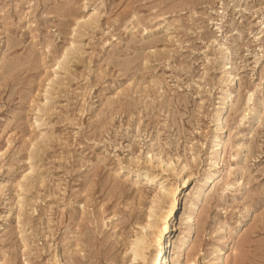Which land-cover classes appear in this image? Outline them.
I'll return each instance as SVG.
<instances>
[{
  "label": "rangeland",
  "instance_id": "obj_1",
  "mask_svg": "<svg viewBox=\"0 0 264 264\" xmlns=\"http://www.w3.org/2000/svg\"><path fill=\"white\" fill-rule=\"evenodd\" d=\"M148 218L264 264V0H0V264H130Z\"/></svg>",
  "mask_w": 264,
  "mask_h": 264
},
{
  "label": "bare ground",
  "instance_id": "obj_2",
  "mask_svg": "<svg viewBox=\"0 0 264 264\" xmlns=\"http://www.w3.org/2000/svg\"><path fill=\"white\" fill-rule=\"evenodd\" d=\"M160 163H161V161H160ZM166 163V162H165ZM147 164V163H146ZM144 165L145 167L143 168V170H142V168L141 169H139L138 170V172H139V177H143V179L147 176L146 174L148 173V164L147 165ZM150 164H151V162H150ZM136 165H138V164H136ZM153 165H155V164H153ZM160 165L161 164H159V167H160ZM165 165H168V164H165ZM164 165V166H165ZM133 166V165H132ZM135 166V165H134ZM151 166V165H150ZM149 166V167H150ZM157 166V165H156ZM162 166V165H161ZM153 167V166H152ZM158 167V166H157ZM165 167H167V166H165ZM164 167V168H165ZM133 168V167H132ZM163 168V167H162ZM162 169V171L164 172V174L166 173L165 171H166V169ZM185 168V167H184ZM156 169V168H155ZM171 169V168H170ZM168 171H169V168H168ZM171 172V171H170ZM163 174V175H164ZM148 175H150V174H148ZM158 173H156V172H153L150 176H152V177H148V179L147 180H151V181H153V180H155V178L157 179V177H158ZM168 175V174H167ZM163 177V176H162ZM161 177V178H162ZM168 177V176H167ZM161 178H159V179H161ZM188 178V177H187ZM167 180V178H164L163 179V181L162 182H160V184L161 185H163V183L165 182ZM187 181H188V179H183V181L181 182V184H183V185H185L186 183H187ZM181 184H179L178 185V189H180V187H181ZM160 185V186H161ZM182 185V186H183ZM158 188V187H157ZM160 188V187H159ZM162 190H163V188H162ZM165 191V190H164ZM182 189H180L177 193H175L176 194V197L178 196V195H180L181 193H182ZM165 192H167V191H165ZM169 192V191H168ZM174 192V191H173ZM171 193V192H170ZM170 193H168V194H170ZM168 194L167 193H162L161 195L160 194H158L157 196H156V199L157 200H160V201H164L166 198H167V196H168ZM171 211H169V213H170ZM153 213V212H152ZM164 213V212H163ZM163 216H164V214H162ZM157 216H159V215H157ZM165 217V216H164ZM167 217V216H166ZM165 217V218H166ZM151 218H148V220H147V222L145 223V224H147V228H149V229H153L154 230V228H156V229H159V234H160V237L158 238V237H156V232L154 233V231H152V230H147V231H145V234L143 235V236H140V235H138V237H136L135 238V240L132 242V247H131V254L129 255V257H131L132 259V261H134V260H141L142 262H143V259H144V257H145V254H147L149 251H150V246H151V242H152V240H156V238H158V241H159V245H160V247H159V249H158V251H157V253L155 254V261H154V263L153 264H171V260H172V255H173V244H174V234H172V232H173V230H172V227H170V225H172L173 224V222H174V219H171V218H169V220H168V223H167V225H165L163 228H161L160 229V227L162 226H159V224H158V219H157V221H152V220H150ZM163 219V218H162ZM155 220H156V218H155ZM160 220H161V218H160ZM159 220V221H160ZM170 221V222H169ZM166 222V221H165ZM174 226V225H173ZM139 227H141L140 225H139ZM145 226L143 225L142 226V229H143V232H144V230H145ZM146 228V229H147ZM158 231V230H157ZM158 234V235H159ZM134 237V236H133ZM148 237V238H147ZM81 239V238H80ZM148 241H150V242H148ZM80 244V243H79ZM130 246V245H129ZM129 249H130V247H129ZM128 257V256H127ZM192 258V257H191ZM127 259V258H126ZM131 261V262H132ZM144 261H145V259H144ZM131 262H129L130 264H133V263H131ZM186 264H193V262L191 263V262H188V263H186Z\"/></svg>",
  "mask_w": 264,
  "mask_h": 264
}]
</instances>
